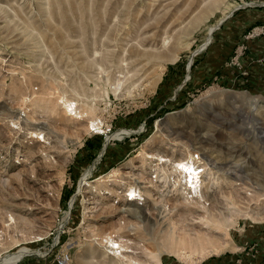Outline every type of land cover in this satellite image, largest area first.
<instances>
[{"label": "rangeland", "instance_id": "1", "mask_svg": "<svg viewBox=\"0 0 264 264\" xmlns=\"http://www.w3.org/2000/svg\"><path fill=\"white\" fill-rule=\"evenodd\" d=\"M0 264H264V0H0Z\"/></svg>", "mask_w": 264, "mask_h": 264}, {"label": "crops", "instance_id": "2", "mask_svg": "<svg viewBox=\"0 0 264 264\" xmlns=\"http://www.w3.org/2000/svg\"><path fill=\"white\" fill-rule=\"evenodd\" d=\"M218 57H219L218 53L216 51H212L211 50V51H207L206 52V54L204 55V58L202 57L203 59H206L207 62L200 60V62L193 63V69L195 70V75L193 74L191 69L190 70L188 69L187 75L190 72L191 78H192V74H193L194 75L193 78L195 80L191 82V78L186 75V78L182 82L181 86L177 88V91H176L175 95L177 96V94L180 92V90H183V88H186V89L190 90L191 88H193L195 86L202 85L203 84V80L207 83L206 80H208V78L214 77L216 71H219L220 67L222 68L224 65H225V68H223L222 71H220L221 73L219 72L217 74V75H219L218 77H220L222 80H224L226 82H232V83L237 82V80H238L237 77H239V73L238 72H236V73H233V72L232 73H228V72H226V71H231V69L235 70L236 67L235 68L229 67L232 64L229 63V62H226V60L222 61V62L221 61H215ZM208 59H214V61H208ZM232 63L235 64L234 62H232ZM214 70H216V71H214ZM218 77L216 76V78H218ZM239 79H242V77L240 76ZM238 82H242V81L238 80Z\"/></svg>", "mask_w": 264, "mask_h": 264}, {"label": "bare ground", "instance_id": "3", "mask_svg": "<svg viewBox=\"0 0 264 264\" xmlns=\"http://www.w3.org/2000/svg\"><path fill=\"white\" fill-rule=\"evenodd\" d=\"M210 36V35H209ZM207 44H205V46H206ZM189 79V78H188ZM68 107L70 108V109H72L73 108V105H72V103L71 104H69L68 103ZM81 115H85V114H81ZM97 122V120H94V118L90 121V126H91V128H98L97 126H98V123H96ZM127 134V133H129V131H122L121 132V134H118V135H116V136H121L122 134ZM190 163H188V162H183V161H181V162H179V164L176 166V171H179V173L180 174H182V176H183V178H184V181H185V185L186 186H188L189 188H190V190H193V191H191V193H198V190L200 189V181H199V178H198V172L196 171V169H195V167H194V165L193 164H190ZM184 172H183V171ZM187 173H189V175L187 176ZM86 179H88V178H86ZM188 179H189V181H188ZM187 183H189V184H187ZM138 196H136V198H137ZM128 198H129V196L127 197V202H133V201H137V200H135V199H133V197H131L132 198V200L133 201H129L128 200ZM199 237V236H198ZM182 239V238H181ZM180 239V240H181ZM184 239V238H183ZM193 239H195V238H193ZM193 239H192V241H193ZM189 240V239H188ZM191 242V241H190ZM193 243V242H192ZM191 243V244H192ZM110 244L112 245V246H116V247H118L119 246V244H116L114 241H110ZM180 246H181V248H184L185 246H186V243H185V241L183 240V241H180ZM27 252V250L26 249H24V250H22V251H20L19 253H26ZM28 253V252H27ZM22 254V255H23ZM21 257V254H17L16 256H12V257H10V259L11 260H15V261H17V260H19V258ZM14 261V262H15Z\"/></svg>", "mask_w": 264, "mask_h": 264}, {"label": "built area", "instance_id": "4", "mask_svg": "<svg viewBox=\"0 0 264 264\" xmlns=\"http://www.w3.org/2000/svg\"><path fill=\"white\" fill-rule=\"evenodd\" d=\"M201 159H202V157H201V154H199V153H196V156H195V158H192V159H190V160H187V161H185V162H191L190 164H194L195 165V168H197V167H200L199 165H198V163H199V161H201ZM189 164V165H190ZM202 168H199L198 169V171L199 170H201ZM183 171V170H182ZM184 172V171H183ZM189 175V173H187V176ZM203 175H204V173L202 174V177H203ZM202 179V178H201ZM188 181H189V179H188ZM189 184V183H188ZM189 188V187H188ZM190 189V188H189ZM193 191V190H192ZM132 195H129V198H128V200L130 201H133L132 200ZM67 258V257H66Z\"/></svg>", "mask_w": 264, "mask_h": 264}, {"label": "water", "instance_id": "5", "mask_svg": "<svg viewBox=\"0 0 264 264\" xmlns=\"http://www.w3.org/2000/svg\"><path fill=\"white\" fill-rule=\"evenodd\" d=\"M237 10H238V9H235V10L229 15V17H227L225 20H223V21L221 22L220 26L223 25V24L227 21V19H229V18H230V17H231V16H232ZM194 56H195V55H193L192 58H193ZM192 65H193V61H191L190 64H189V70L191 69ZM107 145H108V143L105 145V150H106V148H107Z\"/></svg>", "mask_w": 264, "mask_h": 264}]
</instances>
